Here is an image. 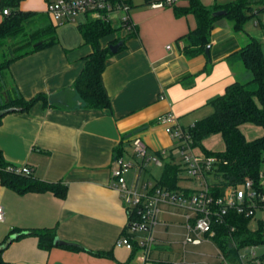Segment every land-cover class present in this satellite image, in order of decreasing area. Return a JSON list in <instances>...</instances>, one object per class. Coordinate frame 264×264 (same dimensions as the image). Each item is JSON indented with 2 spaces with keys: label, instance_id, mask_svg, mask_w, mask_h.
<instances>
[{
  "label": "crops",
  "instance_id": "crops-1",
  "mask_svg": "<svg viewBox=\"0 0 264 264\" xmlns=\"http://www.w3.org/2000/svg\"><path fill=\"white\" fill-rule=\"evenodd\" d=\"M50 1L22 0L20 8L48 12ZM158 1L130 0L133 34L128 35L130 29L114 19L112 24L119 30L101 40L106 46L117 36L125 38L124 47L108 59L103 72L111 108L79 104L64 107L38 101L28 111H10L1 117L0 149L7 162L29 166L36 180L65 188L64 194L49 187L19 190L0 177V205L4 208L0 244L9 235L24 232L0 253L5 262L163 264L157 256L170 248L166 246L168 240L180 236L184 245L188 210L170 203L160 205L162 216L148 263L140 248L119 243L125 234L128 213L112 185L116 148L126 144L122 155L134 160L131 141L140 135L150 154L169 153L175 139L157 121L158 116L173 111L188 127L211 114L214 109L210 100L240 76V64L232 62L231 54L251 35L259 38L249 31L245 32L247 37L239 36L232 21L221 16L211 32L210 55L205 52L188 57L184 47L186 35L197 27L195 15H177L173 4L154 6ZM231 1L234 0H201L205 5ZM173 3L187 6L189 1ZM3 18L0 4V22ZM64 24L57 27V43L14 61L8 68V82L16 85L25 98L67 89L82 71L92 46L84 43L79 23ZM68 94L70 100L76 101L71 90ZM140 127L144 129L128 137ZM127 138L129 141H125ZM135 175L134 168L127 175L129 184L144 191L146 182ZM24 178L27 176L20 175L16 181L21 187L25 185ZM34 230L54 232L77 248L53 243L51 248L43 249L38 245V236L31 233ZM205 242L213 241L207 238L200 244L184 246Z\"/></svg>",
  "mask_w": 264,
  "mask_h": 264
},
{
  "label": "trees",
  "instance_id": "trees-1",
  "mask_svg": "<svg viewBox=\"0 0 264 264\" xmlns=\"http://www.w3.org/2000/svg\"><path fill=\"white\" fill-rule=\"evenodd\" d=\"M21 1L0 0L2 12L4 8H9V12L4 13V18L0 22V109L13 108V111H28L38 101H42L45 105H49V102L48 95L44 93H38L29 99L25 98L16 85L8 82V68L14 61L58 42L59 24L49 12L23 10L20 8ZM188 1L187 6L171 3L177 15L193 13L197 19V27L186 35L188 41L184 51L188 57L205 53L206 47L211 43L212 29L219 17H228L234 29L239 31L244 29L246 21L252 15L264 11V0H234L212 5H205L201 0ZM256 3L258 5H255ZM220 9H225L226 14L214 16L213 12ZM78 28L84 43L92 46V52L85 58L82 71L69 88L81 106L96 109L111 108V97L104 85L103 72L108 59L114 54L109 45L122 40L124 42L122 49L125 38L117 36L104 46L101 42L102 38L117 32L119 27L99 18H88L80 22ZM129 29L128 35L133 34L131 31L133 26ZM230 57L233 63L240 64V76L227 84L222 94L210 100L213 112L191 125L195 144L205 153L216 154L220 158L218 170L223 173L222 185L240 183L246 176L257 179L264 162V134L247 139L240 127L246 122L264 127V49L261 42L251 35L248 41ZM240 77L245 80H241ZM216 133L221 134L225 148L211 151L202 141ZM125 146L126 144H121L117 147L116 155H122ZM173 152L174 148L166 156L158 152L164 160L162 176L156 179L152 189L165 186L179 190L183 187L181 183L183 167ZM10 165L0 149V177L5 184L19 190L49 187L59 194L65 193V188L58 189V184L43 183L33 178L32 174L16 172L9 168ZM20 175L27 176L24 178L23 187L16 182ZM137 216V209H132L129 218L133 219ZM251 223L250 217L234 212L230 215L228 224L216 226V235L213 238L230 264H264V251L249 259L247 263L241 259L242 249L264 244V225L258 223L252 228ZM232 225H235L234 231L230 230ZM31 233L38 236V245L43 249L51 248L56 237L54 232L46 230H34ZM65 245L77 248L71 243ZM133 248L139 249L136 239H133ZM0 264L9 263L0 257Z\"/></svg>",
  "mask_w": 264,
  "mask_h": 264
},
{
  "label": "built area",
  "instance_id": "built-area-1",
  "mask_svg": "<svg viewBox=\"0 0 264 264\" xmlns=\"http://www.w3.org/2000/svg\"><path fill=\"white\" fill-rule=\"evenodd\" d=\"M175 1L160 0L154 3V6H163ZM129 9L130 3L127 0H51L48 4V12L56 22L75 20V16L82 13L87 17L91 14V18L111 23L118 19L126 29L132 26ZM8 12L9 8L3 9V13ZM157 121L163 124L166 132L175 139L174 148L179 151L177 160L181 163L183 172L195 182V187L182 184L183 187L179 190L165 186L152 189L154 182L146 181L143 191L137 185L129 184L127 175L132 169L135 168V177L139 180L142 171L149 164L162 167L164 162L159 153H149L148 145L140 135L133 136L131 142L134 160L115 154L112 168V185L119 191L128 213L126 231L119 239V243L133 248V239H136L143 259L148 263L156 239L155 230L160 221L162 203L179 205L188 210L185 214L187 232L184 245L200 244L207 238H213L216 235V226L228 224L230 215L234 212L250 217L252 228L258 223L264 225V166L257 179L246 176L240 183L222 185L223 173L218 170L220 158L216 154L205 153L195 144L191 126H183L173 111L160 114ZM159 152L163 156L168 154L166 151ZM9 168L20 173H32L29 166L10 165ZM134 208L137 209L138 216L130 219V211ZM3 217L4 208L0 205V220ZM230 230L234 231L235 225H232ZM141 233L143 234L140 235ZM255 246L257 245L242 249L241 259L244 263L258 255L245 258ZM216 247L222 264H230L225 253L217 245Z\"/></svg>",
  "mask_w": 264,
  "mask_h": 264
},
{
  "label": "rangeland",
  "instance_id": "rangeland-1",
  "mask_svg": "<svg viewBox=\"0 0 264 264\" xmlns=\"http://www.w3.org/2000/svg\"><path fill=\"white\" fill-rule=\"evenodd\" d=\"M255 5H258L257 3ZM88 18H91V14L88 17L85 14L79 13L75 16V20L67 21L66 24L57 21L58 26L64 25H75L78 23L86 21ZM226 18V17H225ZM229 20V19H226ZM246 31L250 33L256 34L258 36L261 44L264 45V11H259L257 14L252 15L245 23L244 29L237 31L238 35L241 36L245 34ZM245 37L246 34L244 35ZM241 38L238 37V40ZM241 70V68H240ZM239 71V70H238ZM241 80H245V78L240 77ZM210 106V105H209ZM241 130L245 134L247 139H252L264 134V127L261 125H257L255 123L246 122L241 124ZM202 143L211 151H220L225 148L224 140L221 134L216 133L205 138ZM174 156L176 159H179V151L174 149ZM264 166V162L262 164ZM162 176V167L157 166L155 164H149L146 169H144L141 173V178L144 181L150 180V182H155L156 179ZM181 183L192 188L195 187V182L188 178L186 173H182ZM162 213H160V217ZM181 237L171 238L168 240L166 246H169V249L164 250L159 256L158 260L163 261V264H170L173 262H181V264H222V259L219 256L216 248L215 239L212 238V243L205 242L198 246L187 245L184 246L181 243ZM181 240V241H180ZM176 241V242H175ZM245 250V249H244ZM264 251V244L257 245L251 248V252L245 256V258H250L256 254H259ZM154 255V254H153Z\"/></svg>",
  "mask_w": 264,
  "mask_h": 264
},
{
  "label": "water",
  "instance_id": "water-1",
  "mask_svg": "<svg viewBox=\"0 0 264 264\" xmlns=\"http://www.w3.org/2000/svg\"><path fill=\"white\" fill-rule=\"evenodd\" d=\"M226 10L225 9H220V10H216L213 12V15L214 16H219V15H224L226 14ZM123 41L120 40L116 43H111L109 45L110 47V50L112 53H117L119 51V49L121 48V46L123 45ZM206 54L209 56L210 55V45H208L206 47V50H205ZM71 90L70 88H67V89H61L57 92H54L52 94H50L48 96V101L50 104H54V105H60V106H66V107H70V106H73L75 104H80V102L78 100L76 101H73V100H70V96L68 94V91ZM72 92V90H71ZM10 111H13V108H6V109H0V118L10 112ZM144 127H140V128H137L135 129L134 131L130 132L128 134V137H131L133 134H136L138 132H140L141 130H143ZM22 232H17V233H13L11 234L8 238H6V240L0 244V253L2 252L3 249H5L10 243L11 241H13L16 237H18L19 235H21ZM54 245H58V244H67V243H70V242H67V241H64V240H61L59 237H55L54 238V241H53Z\"/></svg>",
  "mask_w": 264,
  "mask_h": 264
}]
</instances>
